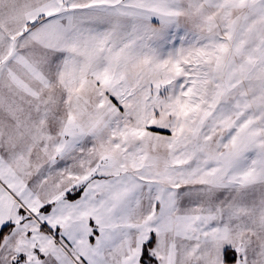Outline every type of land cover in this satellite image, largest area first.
Masks as SVG:
<instances>
[{
    "label": "snow or ice",
    "instance_id": "1",
    "mask_svg": "<svg viewBox=\"0 0 264 264\" xmlns=\"http://www.w3.org/2000/svg\"><path fill=\"white\" fill-rule=\"evenodd\" d=\"M0 264H264V0H0Z\"/></svg>",
    "mask_w": 264,
    "mask_h": 264
}]
</instances>
